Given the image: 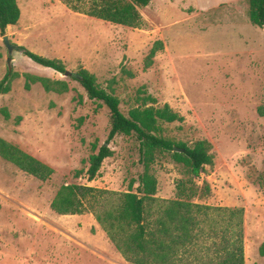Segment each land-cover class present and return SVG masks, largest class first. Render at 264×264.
Listing matches in <instances>:
<instances>
[{"label":"rangeland","instance_id":"obj_1","mask_svg":"<svg viewBox=\"0 0 264 264\" xmlns=\"http://www.w3.org/2000/svg\"><path fill=\"white\" fill-rule=\"evenodd\" d=\"M72 1L87 9L93 0ZM199 1L150 0L139 8L141 25L130 27L75 11L62 0H17L19 20L0 33V80L7 71L15 74L10 90L0 94V108L9 112L7 119L0 113V137L53 173L40 180L0 157V264H129L91 212L61 215L50 202L69 183L136 191L143 171L135 135L118 134L108 144L111 156L87 180L92 145H101L110 128L109 110L21 47L59 59L70 72L87 69L118 97L125 115L143 107L147 96L154 106L167 103L179 112L183 121H159V134L188 146L205 140L211 162L191 178L171 152L156 150L150 163L155 196L175 198L183 181L194 202L242 208L244 264H264V26L250 22L248 0ZM3 35L14 45L10 55ZM156 40L162 49L145 67ZM27 73L63 80L67 89L46 91L39 82L26 88ZM114 197H102L96 210Z\"/></svg>","mask_w":264,"mask_h":264},{"label":"trees","instance_id":"obj_2","mask_svg":"<svg viewBox=\"0 0 264 264\" xmlns=\"http://www.w3.org/2000/svg\"><path fill=\"white\" fill-rule=\"evenodd\" d=\"M69 8L105 21L130 27L141 25L139 8L150 0H93L87 9L72 0H62ZM248 17L252 24L264 26V0H248ZM20 8L17 0H0V33L17 23ZM33 62L64 73V64L56 58H48L22 48ZM162 49V42H153L144 59L149 67L155 53ZM15 74L7 71L0 80V94L10 90ZM25 87L39 82L46 91L63 92L67 84L63 80L25 74ZM70 78L79 83L90 99L100 101L109 110L110 128L105 141L92 145L88 158L87 180L99 173L102 161L111 156L108 146L118 134H134L138 141L139 162L143 171L138 175L136 191H109L86 184H62L55 192L50 208L61 215L91 212L109 241L129 264H244L242 208L211 206L192 201V194L185 193L186 185L179 181L175 198L155 196L156 178L150 172L154 152L169 151L172 159L183 164L191 178L199 177L205 165L211 162L209 145L197 140L192 146L173 142L162 137L159 121H183V116L169 104L154 106L155 99L144 98V105L130 108L125 115L119 108V99L112 92L100 87L93 73L85 68L73 71ZM150 101V105L145 102ZM4 118L9 117L5 107L0 108ZM20 118L18 117L17 120ZM179 148V150H175ZM0 157L33 177L46 180L53 169L17 145L0 137ZM131 187V186H130ZM193 193V192H191ZM115 196L108 208L96 210L102 197ZM105 199V198H103ZM264 256V242L259 247Z\"/></svg>","mask_w":264,"mask_h":264},{"label":"water","instance_id":"obj_3","mask_svg":"<svg viewBox=\"0 0 264 264\" xmlns=\"http://www.w3.org/2000/svg\"><path fill=\"white\" fill-rule=\"evenodd\" d=\"M2 40H3V42H4V44H5L6 48H7L8 54L10 55L12 53V51L14 50V45L12 43H10L9 38H8L7 35H3L2 36ZM11 59L12 58L10 56L7 58V66H8V68L11 67ZM63 74H64V76H69L70 77L72 72H70L68 70H65V72ZM175 150H179V148H175Z\"/></svg>","mask_w":264,"mask_h":264},{"label":"crops","instance_id":"obj_4","mask_svg":"<svg viewBox=\"0 0 264 264\" xmlns=\"http://www.w3.org/2000/svg\"><path fill=\"white\" fill-rule=\"evenodd\" d=\"M197 2H200L199 0H196ZM199 7H201L200 5H199ZM10 26V25H9Z\"/></svg>","mask_w":264,"mask_h":264}]
</instances>
